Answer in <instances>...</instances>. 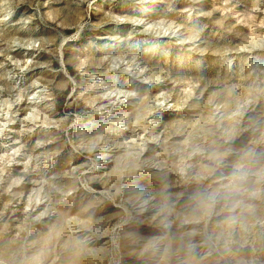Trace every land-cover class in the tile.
I'll return each instance as SVG.
<instances>
[{
    "label": "rangeland",
    "instance_id": "1",
    "mask_svg": "<svg viewBox=\"0 0 264 264\" xmlns=\"http://www.w3.org/2000/svg\"><path fill=\"white\" fill-rule=\"evenodd\" d=\"M0 264H264V0H0Z\"/></svg>",
    "mask_w": 264,
    "mask_h": 264
},
{
    "label": "bare ground",
    "instance_id": "2",
    "mask_svg": "<svg viewBox=\"0 0 264 264\" xmlns=\"http://www.w3.org/2000/svg\"><path fill=\"white\" fill-rule=\"evenodd\" d=\"M140 19H141V18H140ZM142 20H143V19H142ZM145 21H146V20H145ZM99 157H100V159L103 160V161H105V160H107L108 158H110L109 155H104V154L99 155Z\"/></svg>",
    "mask_w": 264,
    "mask_h": 264
}]
</instances>
